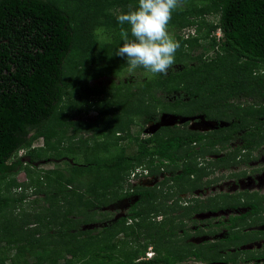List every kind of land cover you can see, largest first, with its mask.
Masks as SVG:
<instances>
[{
    "label": "trees",
    "instance_id": "16d2710c",
    "mask_svg": "<svg viewBox=\"0 0 264 264\" xmlns=\"http://www.w3.org/2000/svg\"><path fill=\"white\" fill-rule=\"evenodd\" d=\"M138 5L139 0H0V264L14 249L16 255L26 251L49 261L58 244H72L83 235L92 239L81 227L101 222L97 216L107 214L98 211L101 207L132 195L139 204L160 198L164 220L140 231L123 228L144 215L137 203L98 232L119 227L126 237L146 233L141 238L158 247L166 238L176 241L181 228L183 240L175 243L180 251L155 248L150 260L136 255L119 259L114 253L118 241H113L98 246L83 264H182L187 259L238 264L264 257L241 258L249 252L238 250L220 254L239 245L246 234L233 229L264 212V197L245 192V201L229 203L226 199L233 196L218 194L181 206L184 217L249 207L221 223L227 229L225 238L199 245L187 242L191 235L174 225L180 217H169L174 210L167 204L177 194L209 185L202 182L212 173L208 170L216 163L228 168L241 145L248 149L264 144V0H183L168 25L181 45L173 65L178 68L167 76L145 74L142 80L132 72L123 77L127 60L116 55L123 44L121 27L130 28L121 26L117 15ZM216 13L217 22L207 24L205 16ZM207 49L213 55L205 54ZM222 68L231 80L204 91L207 77ZM102 77L110 80L90 84ZM176 92L187 99L174 98ZM215 109L217 114H212ZM91 111L93 118H83ZM170 114L203 116L224 126L200 132L191 130L187 121L142 136L161 115ZM133 127L135 137L130 134ZM238 133L239 147L208 159L225 150ZM127 140L136 145L132 154L121 146ZM36 141L41 144L33 147ZM58 162L67 166L44 168ZM136 168L146 169L152 178L170 176L153 186L131 187L127 178ZM20 173L25 179L19 182ZM170 182L188 187L174 193L163 190L171 188ZM60 204L67 206L62 215Z\"/></svg>",
    "mask_w": 264,
    "mask_h": 264
},
{
    "label": "rangeland",
    "instance_id": "374dc122",
    "mask_svg": "<svg viewBox=\"0 0 264 264\" xmlns=\"http://www.w3.org/2000/svg\"><path fill=\"white\" fill-rule=\"evenodd\" d=\"M218 19V14H211L206 15L205 20L207 24L216 23ZM172 34V32H170ZM200 49L195 50L194 53L198 54ZM205 54L213 55V52L209 49L205 50ZM178 68L176 66H172L169 70ZM225 69V70H224ZM222 68L219 70L214 71L207 77V83L202 87L204 91L209 89L215 88L216 85L225 83L226 81L231 80L230 75L227 73L226 68ZM136 72V71H134ZM133 73V77H137L138 80H142L145 74H149V72L142 70L137 71L135 74ZM131 72L126 71L123 74V77L126 76L128 79L131 75ZM124 79V78H123ZM110 79L107 77H102L98 80L92 81L90 84H101V83H108ZM193 83V82H190ZM174 98L181 97L183 100H186V96L181 92H176ZM174 98H170L173 100ZM217 109H215L212 114H217ZM95 112L91 111L87 115L83 116L85 119H91L95 116ZM77 118V117H76ZM75 118V119H76ZM182 120L184 117L178 115H161L159 118V122L155 123L152 126H149L146 129L157 130L159 131L160 128L165 126H170L174 122H178L177 124H182ZM169 124V125H168ZM190 129L197 130L200 132H207L212 130L213 128L224 126L223 123L217 122H209L203 118V116H197L194 121H191ZM137 128L133 127L130 134L135 137L137 136ZM149 133H144L142 136H146ZM240 134H236V138L228 145L225 150L221 151L218 156L212 155V159L222 156L225 152L232 151L236 147H239L241 144ZM88 135H84L87 137ZM40 141H36L34 145H40ZM121 146L125 149L127 154H132L136 150V145L134 141H124L121 142ZM250 154L254 157L253 159H246L243 158L238 165H233V162L237 160L234 159V155L230 156L229 158V167L224 168L222 167V163H216L215 166L208 170V172H212L208 177L203 178L202 182H211L209 185H205L201 189H196L192 192H186L184 194H177L176 196L172 197L170 201L167 202L170 206H172V210H174L169 217L179 216L180 219H177L174 223L176 226L183 227V230L190 231L191 234H194L193 230L199 227L203 229L204 232H207L209 228L206 225H210V230H215L219 228L216 236L213 237L211 235H200V236H192L189 237L187 242H191L194 245L204 244L213 239H220L226 235V229L224 227H220L216 225L219 222H225L230 216L238 215L245 211V208L238 207V208H229V209H222L218 211H198L195 213L191 218L184 217L187 213H183L181 206L185 204V201L188 198H192L193 196H200L203 200L206 197L218 195V194H228L233 196V200L226 199L229 203H234L235 200H245V195L243 196L244 192H248L247 194L253 193L257 194V196H264V144L260 145L259 148H251L249 150ZM67 166L66 162H58L55 164L45 165L44 168H65ZM170 175H161L159 174L158 177L153 178L152 180H148L146 183L148 185H153L154 182L162 180L164 177H169ZM17 180L23 181L25 179V174L20 173L17 175ZM168 187V186H167ZM165 187L163 190L171 191L174 193L176 189H187L185 185H178L173 186L172 183H169L170 189ZM103 192L99 191V194ZM168 197V196H167ZM34 197H30L28 200L30 201ZM104 201V198L101 197L100 203ZM137 196H129L122 200H118L116 202L111 203L107 207H101L98 211L100 213L106 212L107 214L104 216H97L98 218H102L101 222H97L94 224L84 225L81 227V231L87 230L93 236L92 239H86L81 236V239L78 241L73 242L72 244L63 245L58 244L55 251L57 252L54 255L53 259L46 261L40 259L36 255H32L29 252L22 253L16 255V249L5 253L4 257V264H83L86 262L91 253L96 250V248L102 244H111L113 241H118V247L115 249L114 253L117 258H124V256H133L136 255V258L140 260H144L143 258L146 257L147 252H154L156 253V249H161L163 252L168 250L170 252H177L180 251V246L176 245L175 243L179 242L183 238V232L178 229V233L175 238L176 241L165 239L158 247H155L152 244L146 243L141 236L145 235L146 233H142L139 238L133 237H126L124 236V232L119 228L116 227L111 229L110 231H104L102 233L98 232V229L106 228L111 223H114L118 218L125 216L129 213V210L137 204L138 202ZM161 199L158 198L154 202L145 203V204H137L136 209L142 210L144 215L142 218L134 220H128L123 228L127 227H135L139 231L143 229L144 226H147L148 223H158L164 220V217L160 214L164 213V204H160ZM28 208V205H26ZM61 211L60 214L62 215V211L67 207L66 204H60ZM157 216H155L156 214ZM155 216V217H154ZM264 213L257 215L255 217L250 218V222L253 224L248 231L254 232L252 236L256 238V240L250 244H243L237 245L234 244L230 248V253H233L236 249L240 248L239 250H249L254 255L263 254L264 253ZM141 222H143L141 226ZM194 223H196L194 225ZM140 224V225H139ZM2 228V227H1ZM19 240L24 241L23 238ZM156 248V249H155ZM258 261V260H257ZM257 264H264V258L260 259ZM252 263H255L254 261ZM182 264H207L205 262L195 261L194 259H187V261L183 262ZM227 264V263H221ZM229 264V263H228ZM239 264H244L243 261L239 262ZM256 264V263H255Z\"/></svg>",
    "mask_w": 264,
    "mask_h": 264
},
{
    "label": "clouds",
    "instance_id": "9594fccd",
    "mask_svg": "<svg viewBox=\"0 0 264 264\" xmlns=\"http://www.w3.org/2000/svg\"><path fill=\"white\" fill-rule=\"evenodd\" d=\"M182 4L183 0H139L136 9L117 15V21L121 26L125 24L130 26L129 29L121 27L120 37L123 44L116 52V55L126 57L129 72L143 68L153 75H168L169 69L175 64V54L181 46L168 31V25L173 12L181 8ZM95 31L101 33L104 30ZM20 152L22 155L23 150ZM208 159L215 160L211 156ZM136 169L139 170L141 179L148 177L146 169ZM149 253L151 255L148 258ZM154 255V252H147L143 259L150 260Z\"/></svg>",
    "mask_w": 264,
    "mask_h": 264
},
{
    "label": "flooded vegetation",
    "instance_id": "af4514ba",
    "mask_svg": "<svg viewBox=\"0 0 264 264\" xmlns=\"http://www.w3.org/2000/svg\"><path fill=\"white\" fill-rule=\"evenodd\" d=\"M190 124V123H189ZM188 127L190 128V125H188ZM231 143V142H230ZM229 143V144H230ZM260 147V146H259ZM259 147H251V148H259ZM242 148V149H241ZM251 148H248V149H244V147L241 145L240 146V150L239 149H235L234 150V152H235V154H233L234 155V159H236L237 160V162L236 161H234V165H238L241 161H243V158H246V159H253L254 157L250 154V152H249V150L251 149ZM222 150L220 149V152H221ZM214 156H218V155H214ZM232 156V155H231ZM215 160H216V158H215ZM235 162H236V164H235ZM205 183V182H204ZM204 187V186H203ZM202 187V188H203ZM201 189V188H200ZM245 193V192H244ZM246 193H248V192H246ZM250 194H253V193H250ZM259 197H264V196H259ZM192 198H194V199H192ZM192 198H188V200H186L185 201V204L182 206V207H185V206H187V205H189V203L191 204V202L193 201V200H195V199H197V200H202L201 198H200V196H196V197H192ZM207 198V197H206ZM206 198H204V199H206ZM203 199V200H204ZM242 200V199H241ZM243 201V200H242ZM245 201V200H244ZM264 204V203H263ZM238 208V207H237ZM242 208H245V211L244 212H242V213H240V214H238V215H234V216H239V215H241V214H244L245 212H247L248 210H249V207L247 206H245V207H242ZM229 209V208H228ZM222 210V209H221ZM208 212H210V211H208ZM264 213V212H263ZM195 214V213H194ZM193 214V215H194ZM260 214H262V213H259V214H257V215H260ZM192 215V216H193ZM257 215H255V216H257ZM192 216H190V217H188V218H191ZM255 216H252V217H255ZM231 217V216H230ZM229 217V218H230ZM252 217H250V218H252ZM228 218V219H229ZM250 218H248V220H247V222L244 224V225H240L239 227H236L235 229H233V231H240L241 232V234H246L245 235V237L243 238V239H241V241H239L240 243H239V246L241 245V243H243L244 245L245 244H250V243H252V242H254L255 240H256V238H254L253 236H252V234H254V232H252V231H248V229L253 225L251 222H250ZM227 219V220H228ZM227 220L225 221V222H227ZM225 222H223V223H225ZM264 222V221H263ZM222 222H219L217 225H216V227L219 225L220 227H224L222 224H221ZM196 223H194V225H195ZM206 227L207 228H209L208 229V231L207 232H204V230L203 229H200L199 227H197V228H195V230H193L194 232H192V233H194V234H191V232L189 231L188 233L191 235L190 237H192V236H194V235H196V236H200V235H211V236H213V237H215L216 236V233L218 232V230H219V228H216L215 230H217V232L216 233H212V232H214L215 230H210V225L208 224V225H206ZM225 228V227H224ZM226 229V228H225ZM200 233V234H199ZM226 233H227V229H226ZM184 237V236H183ZM226 237V235L223 237V238H225ZM223 238H220V239H213V240H210V241H208V242H215V241H218V240H222ZM182 240H183V238H182ZM189 240V238L187 239V241ZM232 246H234V244L232 245ZM231 246V247H232ZM230 247V248H231ZM230 248H227L226 249V252L225 251H222V250H220V254L223 256L225 253H230L229 251H230ZM240 248H238V249H236L235 251H240V252H242V251H245V252H249L248 254H246V253H244V254H241L240 255V257L241 258H245L246 257V255L247 256H249V255H253V256H259L260 254H257V255H254L252 252H250L249 250H239ZM235 251H233V253L235 252ZM262 258H264V257H262ZM262 258H255V259H250V261L249 262H247V261H243L244 262V264H257V263H259L258 261L260 260V259H262ZM258 260V261H257ZM255 262V263H252V262ZM241 262V261H240ZM221 263H227V262H221V261H217V262H213L212 264H221ZM229 263V262H228ZM227 263V264H228ZM264 263V262H263ZM230 264V263H229ZM238 264H239V262H238Z\"/></svg>",
    "mask_w": 264,
    "mask_h": 264
},
{
    "label": "built area",
    "instance_id": "2783aa9c",
    "mask_svg": "<svg viewBox=\"0 0 264 264\" xmlns=\"http://www.w3.org/2000/svg\"><path fill=\"white\" fill-rule=\"evenodd\" d=\"M220 32L217 33V36L220 37ZM21 154V152H20ZM139 170L138 169H135L134 171H132L128 178H127V182L130 184L131 187H135L136 185L140 186V185H143V186H151V185H148L146 182L149 180H152V177L148 176L147 178L145 179H141L139 177V174H138ZM147 172L145 171V174ZM151 253L148 254V258L150 257Z\"/></svg>",
    "mask_w": 264,
    "mask_h": 264
},
{
    "label": "water",
    "instance_id": "95a60500",
    "mask_svg": "<svg viewBox=\"0 0 264 264\" xmlns=\"http://www.w3.org/2000/svg\"><path fill=\"white\" fill-rule=\"evenodd\" d=\"M195 119L194 118H184V120H182V122L183 123H185V122H187V121H194ZM178 122H174V123H172L171 125H175V124H177ZM169 125V124H168ZM153 131H155V130H151V129H146V131H145V133H151V132H153Z\"/></svg>",
    "mask_w": 264,
    "mask_h": 264
}]
</instances>
